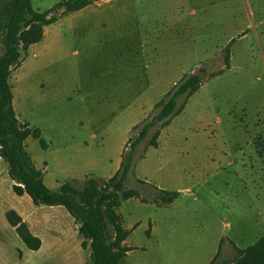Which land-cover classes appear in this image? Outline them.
<instances>
[{"label":"rangeland","instance_id":"obj_1","mask_svg":"<svg viewBox=\"0 0 264 264\" xmlns=\"http://www.w3.org/2000/svg\"><path fill=\"white\" fill-rule=\"evenodd\" d=\"M56 1L31 0V4L43 11ZM10 8L11 0H0V55ZM177 8L196 10L186 18L183 32L172 26L161 31L159 40L165 53L151 57L166 64L179 62L176 81L203 71V85L161 129L156 147L147 146L146 140L135 147L124 186L138 189L145 196L152 195L153 189L140 180L168 190L187 191L173 204L194 210L191 216L197 218L193 230L183 231L187 241L182 247L203 235L206 225L222 228L228 235L222 224L234 225L238 220L237 234H242L244 219L246 223L255 221L241 242L234 235L237 244L244 247L264 234V215L260 218L245 206L250 200L244 186L251 188L252 183L244 178L239 165L251 161L258 189L264 195V0H142L132 8L137 22L122 20L116 15L117 8L111 22L103 30H96L97 36L90 35L88 42L84 24L71 29L62 19L57 25L61 32L57 44L61 47L44 50L29 45L10 73L15 114L19 121L38 127L47 144L41 148L37 139L25 140L26 150L41 169L46 185L57 189L69 181L81 187L89 177L98 181L107 178L117 169L120 151L133 134L130 125L149 107L138 96L131 102V110L111 109L124 105L106 96L112 90L116 66L131 56L136 58L138 75L148 72L146 59L150 58L140 54L146 48L139 38V26L149 23L153 29L158 28L161 16L164 25H170L180 17ZM231 39L225 67L223 48ZM176 40L178 46L173 43ZM134 48L137 54L132 56ZM220 69L221 73L211 76ZM138 81V95L146 93L145 75H139ZM80 119L87 124L83 126ZM96 157L99 163L86 162ZM90 166L94 175H85ZM232 168H237L236 174H232ZM152 207L153 203L137 197L123 200L118 212L124 227L136 218L144 221ZM9 209L15 210L40 238L42 245L37 250L27 248L7 222L5 212ZM69 216L61 205H35L26 194L16 195L7 165L0 158V264H91L88 249L80 247L82 238ZM145 229L142 222L129 234L128 242L144 244L143 250L134 252L145 264H151L159 258V246L145 241ZM233 254L232 249L228 258Z\"/></svg>","mask_w":264,"mask_h":264},{"label":"trees","instance_id":"obj_2","mask_svg":"<svg viewBox=\"0 0 264 264\" xmlns=\"http://www.w3.org/2000/svg\"><path fill=\"white\" fill-rule=\"evenodd\" d=\"M94 1L97 0H57L51 7L39 11L32 7L31 0H11L5 23L4 50L0 55V158L7 165L11 189L16 195L26 194L35 205H61L67 210L82 238L80 247L88 249L91 264H122L120 259L130 248L122 245L128 232L122 228L116 208L131 197L156 206H166L178 195L176 190L157 188L143 180H140L141 183L153 189L152 195L145 196L138 189L124 186L132 168L134 149L144 140L147 146L158 145L160 130L182 110L188 97L202 84L203 78L199 72L183 75L154 103L151 111L132 126L133 134L126 141L118 168L112 175L101 181L89 177L81 187L69 181L63 182L57 189L48 187L43 181L41 169L34 165L26 150L25 140L27 137L37 139L41 148H46L47 144L38 127H31L17 119L9 76L28 46L42 39L44 26L55 22L60 15ZM231 42L232 39L223 48L225 67L229 64ZM222 71L217 70L211 76ZM5 218L27 248L37 250L40 247V238L28 229L27 223L15 210H7ZM233 249L230 259L219 260L216 253L207 264H264V234L243 248L233 244Z\"/></svg>","mask_w":264,"mask_h":264},{"label":"crops","instance_id":"obj_3","mask_svg":"<svg viewBox=\"0 0 264 264\" xmlns=\"http://www.w3.org/2000/svg\"><path fill=\"white\" fill-rule=\"evenodd\" d=\"M141 1L142 0L94 1L76 11L63 14L62 16L60 15V17L55 22L44 26L42 39L33 44L38 45V48L36 49L52 50L54 47L60 48L61 45L60 43L57 44V42L58 40H60L61 32L57 28V25L62 19H64L66 23H69L71 29L75 28L76 24L77 25L79 23L84 24L86 31L85 33L86 40L89 38L90 35L92 37L97 36L95 31L97 30L99 32L100 30H103L104 27L107 26V23L111 22L112 20L111 16L114 14L115 12L114 10H116L117 8L118 11H116V15L120 16L122 20L128 21L130 19V21L137 22V18H138L137 13L136 11H133L132 8L134 6H138V4L141 3ZM191 10H188L186 12L184 9L179 10V8H177L176 13L178 16L180 15V17L177 18L176 21H173L174 23H171L170 25L169 24L164 25L165 19L164 16H161L162 18L159 21L161 23V26H159L158 28L153 29L152 26L149 25V23L139 26V30H140L139 38L141 37L143 41L142 46L146 48L143 49L140 52V54L143 55L145 53L146 55L145 54L144 55L150 58V61L146 59L148 61V63H146V68L149 69V71L146 72L147 74L146 73L139 74L141 77L145 75V77L147 78L148 81L147 86L149 90H147L146 93L138 95V93H140L138 90L139 75L136 67L137 61L135 57L128 56V58L125 59L124 63L120 62L116 66L118 67V72L116 73V75H114V78L112 79V90L108 91L106 96H111L112 98L114 97L115 101L118 102V105L122 103L124 105L122 107H118V106L112 107L111 109L114 110L121 109V111L131 110L130 104L131 102L132 103L136 102L138 96L143 98L145 102L149 104L148 109L142 111V115L140 116V119L134 121L133 124L130 125L131 127L136 123H138L139 121H141L151 111L154 103L157 102L165 94V92L179 80V79L177 81L174 80L176 76V72L180 65L179 62L173 64L172 63L166 64L160 61V59H158V61L156 59H152L151 56L156 54L163 55L165 53V50L163 49V47H161L163 43L161 44V40H159L160 39L159 36L163 33L161 31H163L164 28L166 29V26H172L173 29L175 28L178 29V31L180 30L181 32H183L186 18L191 17L195 14L194 10L196 9L192 11ZM106 15H109V17H106ZM82 29L83 27H81V30ZM154 37H158V39L155 40ZM173 43H176V45L178 46L177 40L174 41ZM154 44L157 46H154ZM172 47H175V45H173ZM134 49L135 50L131 54L132 56L137 54L136 48ZM202 85L203 84H201L200 87ZM12 105L15 111L13 94H12ZM80 120L83 121V126L87 124V122L84 121L83 119ZM160 134H161V130L158 136H160ZM122 150L123 149H121L120 151V155ZM95 160L96 161L98 160L97 157L90 158L89 160H86V162L93 164V162L96 163ZM261 163L263 162L261 161ZM239 165L243 169L242 175H244V178L250 179L249 183H252L251 188L250 186L247 187L246 185L244 186V189L246 188L245 191L247 192V196L249 198L248 200H250V201L246 200L245 206L248 209L252 208L253 209L252 213L254 212V214L259 215L260 218H262V216L264 215V204L262 203L261 205L262 206L261 211L258 209V207H259V203L264 201V195L262 190L258 189L259 187L257 186L256 179L254 178L257 172H253L252 169L253 165L251 164V161H246L245 163L242 161L241 164ZM263 166L261 167V169L262 172L264 173ZM238 167L239 166L237 164V168ZM237 168H232L231 170L232 174H236L235 169ZM85 173L94 175V169L92 168V166L87 168L84 174ZM156 187L165 189L161 185H157ZM172 190H176L178 192V195L170 204L166 206H156L153 204L150 214L144 219V221L136 218L133 220V222L130 225H128V227H124L123 219L120 213L118 212L119 206L116 208V211L120 216L121 226L124 230L128 232L127 236L122 241V245L130 248L121 257L120 261L122 264H145V261L142 260L134 252L137 251V249L139 248L143 250L145 248L144 247L145 245L144 244L136 245L128 242L129 234L138 227H140L142 225V222H144V226L146 228L145 230L147 231L145 241H153L159 246V258L158 260L153 261L151 264H207L215 256L216 253L218 254L219 259H225V260L230 259L228 258V256H230L232 252L233 244L239 248H243L237 244L239 241L235 239L234 235L238 236L237 239L240 240L241 242L242 240L241 237H244V235L246 236L248 230H250V228L253 227L255 221L246 223L245 222L246 218L244 219V226H246L244 228L245 233L237 234L236 223L238 220L234 225H228L227 223H225V225L222 224V227L227 228L228 235H226V232L225 234L223 233L222 228L221 229H217L215 227L210 228L209 225H206V232L203 235L199 236L198 233L199 237L193 239V241H191L190 244L186 243V246L182 247V243L184 241H187L183 236V231L187 230V232H190L191 230H193L197 222V218L191 216L193 214L192 211H194L192 209L173 207L175 201L177 199L182 198L184 193L187 191L181 188H176ZM146 203H150V202H146ZM248 209H246V211H248ZM80 241L81 240H79V242Z\"/></svg>","mask_w":264,"mask_h":264},{"label":"water","instance_id":"obj_4","mask_svg":"<svg viewBox=\"0 0 264 264\" xmlns=\"http://www.w3.org/2000/svg\"><path fill=\"white\" fill-rule=\"evenodd\" d=\"M199 74H200V76H202L203 75V71H199Z\"/></svg>","mask_w":264,"mask_h":264}]
</instances>
